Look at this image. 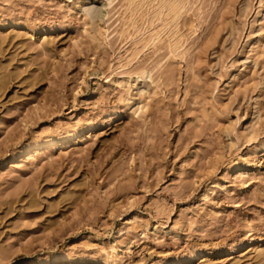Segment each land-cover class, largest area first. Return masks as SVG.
Wrapping results in <instances>:
<instances>
[{"label":"rangeland","instance_id":"rangeland-1","mask_svg":"<svg viewBox=\"0 0 264 264\" xmlns=\"http://www.w3.org/2000/svg\"><path fill=\"white\" fill-rule=\"evenodd\" d=\"M0 264H264V0H0Z\"/></svg>","mask_w":264,"mask_h":264}]
</instances>
